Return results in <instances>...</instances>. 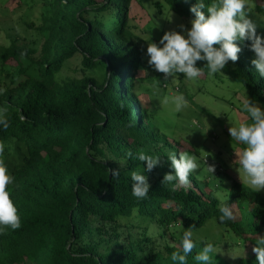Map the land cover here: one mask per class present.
I'll return each instance as SVG.
<instances>
[{
    "label": "trees",
    "instance_id": "1",
    "mask_svg": "<svg viewBox=\"0 0 264 264\" xmlns=\"http://www.w3.org/2000/svg\"><path fill=\"white\" fill-rule=\"evenodd\" d=\"M31 1V6L42 3L50 11L36 27L39 49L16 37L0 47V108H7L10 121L6 131L0 127L5 145L0 158L15 177L8 190L21 218L19 229L0 234V264H179L171 254H183L184 230L194 226L196 232L210 224L252 249L258 236H264V191L257 193L235 177L225 175L232 181L221 186L219 198L212 189L221 181L211 173L200 183L192 173L191 186L170 191L161 181L174 169L157 166L145 172L148 198L132 195L131 171L142 172L146 165L127 159L126 152L155 156L156 147H151L161 138L166 142L135 92V74L144 64L133 41L130 0ZM162 2L178 17L194 18L190 7L197 0ZM255 10L264 15V4ZM257 32L264 37V27ZM250 44L241 43L238 60L221 72L264 108V78L251 64L255 54ZM76 55L80 75L59 80L63 64ZM156 74L166 89L168 80ZM116 168L121 170L118 180L108 171ZM220 172L215 168V178ZM222 202L232 209L233 220H219ZM94 224L113 230L115 237L123 229L125 241L100 250L87 241ZM150 225L161 236L169 233L176 246L156 243ZM193 241L196 247L186 264H200L195 256L209 243L194 235ZM235 264H258L256 254Z\"/></svg>",
    "mask_w": 264,
    "mask_h": 264
},
{
    "label": "rangeland",
    "instance_id": "2",
    "mask_svg": "<svg viewBox=\"0 0 264 264\" xmlns=\"http://www.w3.org/2000/svg\"><path fill=\"white\" fill-rule=\"evenodd\" d=\"M31 4V0H0V47L7 45L9 38L16 37L19 43L39 49L41 37L36 27L41 22V16L50 11L45 4L38 3L35 6ZM263 4L264 0H252V14H249L251 18L264 16L255 10L256 6ZM129 19L134 32L133 41L143 54L145 70L140 76L138 75L141 69L135 74V92L142 105L149 108L152 123L166 142L165 144L161 138L151 147H156L155 156H160L158 167L161 171L172 169L167 155L169 152H175L174 148L179 153L195 155L200 167L193 174L200 183L209 178L205 163L207 160L208 164H214L216 169L222 171L216 178L212 174L213 179L221 181L219 187L216 186L212 190L217 197L222 198L221 186L226 187L227 183L232 181L225 178L226 174L244 182L242 175L239 178L235 152L242 151L245 145L232 140L229 128L247 116L241 108L243 100L248 98L247 92L237 82L228 79L223 72L209 75L206 63L197 64V67L202 68V75L195 80L190 81L183 74H178L175 79L167 81L166 89L161 88V76L147 63L149 59L146 55L147 45L151 42L159 45L164 33L170 30L180 31L178 27L180 24L190 29V20L175 15L162 0H130ZM80 62L81 59L77 55L67 60L57 74L58 79L78 77ZM177 94H183L188 101V106L180 112L175 111L171 103L162 102L165 97L170 98ZM193 149L196 152H193ZM203 189L209 191L210 188ZM261 191L264 189L257 193ZM95 227L96 224L92 225L87 241L97 243L102 251L113 249L116 243L125 241L123 229L119 231L120 236L115 237L113 230ZM149 233L155 242L162 246L177 244L169 233L161 236V230L155 225H150ZM193 235L214 245V253L210 254L213 257L211 264H235L240 258L253 252L250 246H243L229 232H225L223 236L222 228L214 224L193 232Z\"/></svg>",
    "mask_w": 264,
    "mask_h": 264
},
{
    "label": "clouds",
    "instance_id": "3",
    "mask_svg": "<svg viewBox=\"0 0 264 264\" xmlns=\"http://www.w3.org/2000/svg\"><path fill=\"white\" fill-rule=\"evenodd\" d=\"M252 0H214L206 5L203 0L190 7L194 18L190 21L191 28L178 25L180 31H166L159 41L148 43L146 55L147 63L155 71L163 74V80L175 79L178 74L188 80H195L202 75V68L197 67V61H206L209 75L221 72L229 61L235 63L242 51L240 46L245 40L251 41L250 50L255 58L251 61L255 71L264 78V37L258 34V27H264V16L251 18ZM206 9V12L204 11ZM239 42V43H238ZM23 58L25 52L20 53ZM145 70L141 69L140 76ZM164 104L171 103L177 112L188 106V101L183 94L165 97ZM242 111L247 114L236 123L231 125L229 133L236 142L245 145L242 151L235 152L238 164L239 178L247 183L253 190L264 189V108L259 106L254 99L246 98L241 105ZM250 121V122H249ZM0 127L5 131L10 127L7 116V108H0ZM5 150L4 143L0 142V157ZM126 158L143 162L146 167L143 171H131L132 195L137 199H147L150 192V184L145 172H151L160 164V156L145 154L142 150L135 155L131 150L126 152ZM171 162L173 172L166 173L161 181L162 187L175 191L177 187H187L190 184L189 175L195 173L200 165L195 155L187 152H169L167 155ZM207 171L215 172V165L208 164ZM120 168L124 163H120ZM120 168L108 169L112 179L118 180ZM15 177L9 173L5 161L0 158V234H6L21 227V218L18 214L11 194L9 185H13ZM219 220H233L234 214L227 203L219 206ZM184 230L180 247L183 254L173 252L171 259L179 264H186V257L196 247L193 241V229ZM252 251L256 254L258 264H264V236H258ZM214 253V245L206 243L203 249L195 256L200 264H211Z\"/></svg>",
    "mask_w": 264,
    "mask_h": 264
}]
</instances>
